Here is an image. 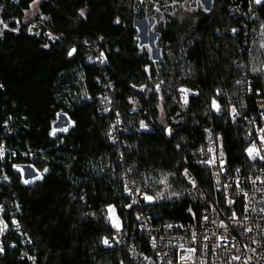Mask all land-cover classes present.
I'll use <instances>...</instances> for the list:
<instances>
[{"label": "trees", "instance_id": "16d2710c", "mask_svg": "<svg viewBox=\"0 0 264 264\" xmlns=\"http://www.w3.org/2000/svg\"><path fill=\"white\" fill-rule=\"evenodd\" d=\"M190 3L41 0L33 18L41 28L38 35L30 36L27 29L32 22L25 16L31 0H0V19L9 29L19 28L10 31L0 24V143L4 144L0 206L8 225L0 264H29L24 251L35 258V264H120L121 260L135 264L126 246L110 241L108 248L101 242L102 237L115 235L101 209L107 203H128L122 181L127 169L143 192L155 196L160 191L165 197L173 191L181 193L179 198L157 200L150 208L153 221L166 225L192 223L188 209L198 215L214 200L209 171L195 163L205 129L212 130L220 148L223 144L231 168L246 163L249 124L244 117L256 112L257 89L264 98V72L251 71L264 65L260 48L264 6L251 0H215L205 13ZM81 9L85 17L78 15ZM149 18L159 51L156 64L137 37L136 23ZM46 31L59 39L49 42ZM72 46L78 51L69 59ZM160 81L164 83L157 94ZM180 87L200 93L190 95L186 112L181 110ZM218 90L224 94L219 115L210 108ZM129 99L139 105L134 113ZM157 105L164 108L172 136L162 130ZM231 106L240 113L235 123L229 115ZM57 113H67L75 124L53 138L49 132ZM117 119L127 131L120 136L121 144L108 139ZM61 120L67 122L61 117L56 125ZM141 120L146 130L140 129ZM13 163L34 164L43 178L24 185ZM185 167L200 191H189L182 174L168 176L171 188L165 191L159 181L169 173H183ZM92 212L97 218L87 215ZM118 215L124 230L135 225L134 210L125 215L118 209ZM13 219L28 237L27 247L21 245Z\"/></svg>", "mask_w": 264, "mask_h": 264}, {"label": "built area", "instance_id": "2783aa9c", "mask_svg": "<svg viewBox=\"0 0 264 264\" xmlns=\"http://www.w3.org/2000/svg\"><path fill=\"white\" fill-rule=\"evenodd\" d=\"M32 25L27 29L30 36L36 35L41 28V25L38 23H34V28H31ZM29 28H31V33L29 32ZM46 33L51 32L46 31L44 36L49 42H54L55 40H50L48 36L45 35ZM51 34L56 37L53 33ZM190 95H192L191 92L189 93V97ZM254 103L256 108L255 114L248 120L245 119L249 124L248 133L252 132L253 134L257 132L259 127H264V119H260V104L264 103V98L258 96L255 98ZM130 105V112H136L139 107L138 103H130ZM133 108H135V111H133ZM181 110L182 112H186L187 107H184L182 104ZM115 116L118 117L117 112H115ZM251 120H255V124L250 123ZM205 130L203 142L198 150V157L195 163L199 167L209 171L214 200L202 208L198 216L202 217L207 214L210 217V220H216L217 222L224 220L229 224L228 229L225 230L219 228L218 223H206L202 219L197 222L194 218H192V223H174L171 224L172 228L169 229L166 227L168 224L161 225L153 221V215L150 208L155 201L151 204L142 202L140 206L133 209L135 211V219L139 214L141 215V220H136L135 225L129 230H124L123 235L119 237L122 241L119 244L127 247L129 256L135 264H169V261H173L175 264H202V262L203 264H264V211H262V209H264V184L258 180L256 181L255 187H253V184L249 179V177L254 179L259 176L261 180H264V170H262L260 166H257L254 170L251 166V162L248 161V158L242 167L231 168L228 164L227 155L224 150V159L227 161L224 165L226 171H220L218 162L212 167L198 163V160L212 158L213 156L218 157L221 149L216 142L212 130ZM126 133L127 131L124 128L119 124H116L115 130L113 131V135L117 138V142L115 143L121 144L120 136ZM109 141L111 140L109 139ZM111 142L114 143L113 141ZM0 145L4 146L2 143H0ZM209 148H212L213 151L209 152ZM120 157H123L121 151ZM237 168L241 169L239 173L236 172ZM129 170L130 169H127L122 177L123 189L124 182H131L132 180L129 176ZM182 177L187 184L189 191L193 193H198L200 191V186L194 177L190 175V177L195 180L196 187H193L184 175H182ZM237 177H239L243 190L248 193L249 205L255 206V211L249 210L247 213L244 211L243 197L238 198L239 203L232 206L228 205L222 186L231 183L233 186L227 191L234 196L237 192L235 186ZM130 186H136V184L131 185L130 183ZM217 188H220L221 191H216ZM257 188L262 191H256ZM127 200L128 203H131L130 198L127 197ZM17 207L18 206H15V211H13L14 214L18 212ZM205 208H207V212H205ZM213 209H215V211ZM233 210L237 212L238 217V220L235 223L228 219L231 217ZM4 212L5 210L0 212V219H3ZM246 215L248 216L247 221L244 220ZM18 224V230L16 226L13 225L14 231L18 235L21 245L27 247L30 241L28 240V237L23 234L20 223ZM246 228H251V231L245 233ZM193 232L196 233L195 240L197 243H193ZM214 233H216V235H213ZM221 233H224L225 235L231 233V235L234 236V239H229L228 241L218 240L217 236ZM3 236L4 233L0 234V246ZM205 236L208 237L207 240L205 239ZM253 240L257 242L253 243ZM153 241H155V247L153 246ZM215 243H219L221 247L216 248L213 252L212 246H214ZM181 245L184 249L196 248L197 251L194 254L186 253L189 258L180 260L179 254L182 251L180 247ZM253 249H255V251H252ZM24 253L28 263L35 264V260L29 259L31 255L25 251ZM234 256H238L240 259H233Z\"/></svg>", "mask_w": 264, "mask_h": 264}, {"label": "snow or ice", "instance_id": "6c2138e0", "mask_svg": "<svg viewBox=\"0 0 264 264\" xmlns=\"http://www.w3.org/2000/svg\"><path fill=\"white\" fill-rule=\"evenodd\" d=\"M41 0H31V4L29 5L30 9H33L32 14L35 15L37 12H39V7L38 5L40 4ZM215 0H195V3L202 8L205 13H208L211 11L210 8V4L214 3ZM252 3H255L257 5H261L264 6V0H251ZM141 3H143V0H141ZM172 3L175 5L177 3V0H172ZM157 11H159V9H156ZM186 10L191 11V8H187ZM174 15V13H172ZM78 15L80 17H85V11L83 9H81L78 12ZM26 16H27V11H26ZM42 19H48L47 17H42ZM117 23H119V18H117ZM0 24H3L4 29H8L10 31H19V28L16 29H9L8 28V24L5 23L2 19H0ZM17 24H19V21H17ZM35 25L33 24L31 26V28H34ZM31 28H29V32L31 33ZM261 29H262V35H264V25H261ZM141 31H145L140 29L139 27L137 28V33H140ZM146 31H151V29H148ZM231 32L233 34H235L237 32V29L233 28L231 29ZM39 33H37L38 35ZM45 35L48 36V38L50 40H56L59 39V37H54L51 33H46ZM102 39V38H101ZM45 48H48L49 45L48 44H44L43 45ZM140 47L142 48H148L149 51V59L152 60L153 64L157 63V59L156 57L152 54V49L147 45V44H141ZM260 48L264 49V42H262L260 44ZM78 49L77 46H72L69 48V50L67 51V57L69 59L73 58L75 56V54L77 53ZM104 54L101 53V57H103ZM106 59V58H105ZM89 60L91 61V57H89ZM105 62L104 60H101V63ZM145 72L149 71V67L146 65ZM251 71L253 72V74H256L257 72H264V65L261 66L260 69L257 68H252ZM164 83V81H160L159 84H157L155 86V91L157 94H159L161 92V85ZM236 83L242 84L241 80H237ZM252 82L248 81V87H247V93L251 94L252 93ZM132 87H136V85H132ZM147 86H141L140 87V91H144L145 88ZM149 91H151V89H149ZM178 91L182 94L181 95V101L184 107H187L190 103L189 101V93L191 92L190 89H187L185 87H180L178 89ZM192 95L195 96H199L200 93H192ZM223 92H221L220 90L217 91V94L215 97L211 98V105L210 108L212 111H215L218 115L222 112V97H223ZM256 95L257 96H261V92L259 89L256 90ZM108 98L105 97V100H107ZM161 100H163V97H160ZM109 103H111V101H108ZM129 103H135V101H133L132 99H129ZM231 101H229V104L231 105ZM158 108H160L161 111V124L164 125L163 127V131L165 132V134H167L168 136H172L174 133V130L170 127L167 126L165 124V117H164V108L161 105H157ZM241 107H244V104L241 103ZM260 119H264V103L260 104ZM109 109L105 108L104 111H108ZM133 111H135V108H133ZM57 120L59 121L61 119V117H66L67 118V122L64 126H55L57 124V121H53V127L51 128L50 132H49V136L56 138L57 137V133L63 132V133H67L69 131V129L71 127L74 126L75 122L71 119V117L68 116L67 113H57ZM229 115L232 117L233 122H236L237 117L240 116V113L237 111L235 106H231L229 109ZM117 116H119V113H117ZM9 119H11V117H9ZM244 119L248 120V117H244ZM255 120H251L250 123L255 124ZM120 123V120L117 119V124ZM7 121L4 124V127H7ZM140 129L141 130H146L147 129V125L145 124V122L143 120L140 121ZM115 130V126H112L109 131H108V138L113 141L114 143L117 142V138L113 135V131ZM205 131H210L208 129H206ZM211 139V136H210ZM258 141V142H257ZM245 142L248 144V147H246L244 149V152L248 158V161L251 162V166L252 168L255 170V168L257 166H260L262 170H264V127H259L257 129V132L255 134H253L252 132H249L246 136H245ZM177 149L180 148V145L177 144ZM209 152H212L213 149L209 148L208 149ZM13 156L16 155V153H12ZM4 156V146L0 145V157ZM198 163L204 164V165H208L209 167L215 166L217 164V162L219 163L220 166V171L224 172L226 171L224 165L227 163V161L224 159V151H223V144L221 143V149H220V153L219 156H213L212 158H205L204 160H198ZM12 167L18 172L20 173V179L21 182L24 185H28L33 183L36 180H40L43 178V173L37 169L35 167L34 164H28L26 166H21L18 164L13 163ZM25 169H31V172H35L36 175L34 177L31 176V172L28 173V175L31 178H25ZM48 171L47 168L43 169V172L46 173ZM130 171V170H129ZM241 171V169L237 168L236 172L239 173ZM182 174L184 175L189 183H191L193 185V187H196V182L194 179H192L189 175L188 172V168L185 167L183 169V173H169L167 175H165L160 181V184H163L165 186V191H167V189L171 188V185L168 183V176H175V175H179ZM5 180L8 179L7 176L4 177ZM123 179V178H122ZM249 179L251 180V183L253 184V187H255L256 185V181L260 180L262 184H264V180H261V178L259 176L255 177L254 179L249 177ZM131 185H135V180H131V182L129 181H125L124 182V191H123V196L124 197H128L131 199V203H122L120 205L116 204V203H107L102 209H101V214H102V218L110 224L111 229L115 230V235L109 237V236H104L101 238V242L103 243L104 246L111 248L112 247V243L110 241H114L116 244L121 243L122 241L119 239V237L121 235H123L124 233V225L122 223V219L121 216L118 215V209L120 210V212L124 213L125 215H130V211H126V210H133L134 208L140 206L142 204V202L144 203H148L151 204L154 201L160 200V199H171L173 196L179 198V196L181 195V193L177 192V191H173L171 193L170 196L165 197L164 194L160 191H158L156 193L155 196L148 194L147 192H143L141 187L139 186H130ZM148 185L145 184L144 187H147ZM233 185L231 183L229 184H225L223 185V189H224V194H225V199L227 200V203L229 206H232L236 203H239V197H243L244 198V211L247 213L249 210L251 211H255V206H250L248 203V193L245 192L243 190V188L241 187V183L239 180V177H237L236 182H235V186L237 188V192L236 194L233 196L230 193H228V189H230ZM216 191H221L220 188H217ZM256 191H262L261 189L257 188ZM81 199H84V197H81ZM215 211V209H213ZM4 211L3 206H0V212ZM188 211L192 214L193 218L197 220V222H199L201 219L208 223H218V227L227 230L229 227L228 222L224 221V220H220V221H216V220H210V217L205 214L202 217L197 215V212H194L193 209L190 207L188 209ZM262 211H264V209H262ZM205 212H207V208H205ZM87 215H91L93 216V218H97L96 217V213L92 212V213H87ZM231 222L235 223L238 220L237 217V212L235 210H233L232 215L230 218H228ZM136 220L140 221L141 220V215H137L136 216ZM244 220L247 221L248 220V216L246 215L244 217ZM12 224L16 226L17 230L19 229V224L18 221H16L15 219L12 220ZM167 228H172L171 224L166 225ZM8 228V225L4 222L3 219H0V234H3L5 232V230ZM251 228H246L245 229V233L250 232ZM193 243H197V241L195 240L196 237V233L193 232ZM213 235H216V233H214ZM205 239L207 240L208 237L205 236ZM218 240H224V241H228L229 239H234V236L231 235V233H228L227 235H225L224 233H221L217 236ZM257 241L253 240V243H256ZM153 246L155 247V241H153ZM12 247H15V245H12ZM181 253L180 255V260H185L188 259L189 257L186 255V253H195L197 251L196 248H188V249H184L183 246L181 245ZM221 245L219 243H215L214 246H212V250L213 252L215 251L216 248H220ZM252 251H255V249H253ZM4 252V247L0 246V254H2ZM167 255V254H165ZM23 259V257H21ZM29 259L34 260V257H29ZM233 259H240V257L238 256H234ZM120 264H124L123 260H121ZM169 264H175V262L173 261H169ZM203 264V262H202Z\"/></svg>", "mask_w": 264, "mask_h": 264}, {"label": "rangeland", "instance_id": "374dc122", "mask_svg": "<svg viewBox=\"0 0 264 264\" xmlns=\"http://www.w3.org/2000/svg\"><path fill=\"white\" fill-rule=\"evenodd\" d=\"M191 1V3H190V5H191V7H195V6H197V4L195 3V0H190ZM210 7H211V4L209 5ZM32 12H33V9H30V11L29 12H27V16H25V20L27 21V22H32L30 25H32V24H34L33 23V18L35 17V15H33L32 14ZM149 23V24H148ZM147 24L149 25L148 27H147ZM29 25V26H30ZM152 25H153V20H152V18H149V19H147V20H145V21H140V22H137L136 23V27L138 28H140V29H142V30H145V31H141L140 33H138V40H139V43H140V45L141 44H147L153 51H152V54L156 57V59H158L159 58V51H158V49L155 47V41H156V35L152 32ZM28 26V27H29ZM148 29H151V31H146V30H148ZM55 121H58L57 120V116H56V119H55ZM66 123H64L62 120L60 121V123L58 124V125H56V126H59V125H61V126H64ZM54 125L52 124V127H53ZM51 127V128H52ZM60 133H63V132H60ZM24 166V165H23ZM29 172H31V169H25V178H31L29 175H28V173ZM36 175V173L35 172H31V176L32 177H34ZM24 234V233H23Z\"/></svg>", "mask_w": 264, "mask_h": 264}]
</instances>
